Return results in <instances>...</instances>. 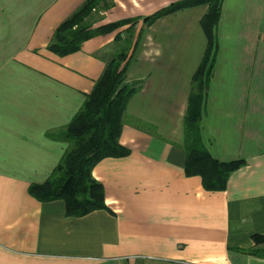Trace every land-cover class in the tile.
Masks as SVG:
<instances>
[{"label": "crops", "instance_id": "0c3cea01", "mask_svg": "<svg viewBox=\"0 0 264 264\" xmlns=\"http://www.w3.org/2000/svg\"><path fill=\"white\" fill-rule=\"evenodd\" d=\"M85 0H0V264H264V0H223L200 132L218 159L243 158L223 190L184 171V116L207 47L206 4L147 22L179 0H112L93 26L115 29L58 54L57 26ZM124 81L135 87L119 142L126 155L92 168L107 208L67 216L62 199L28 192L68 142L51 137L130 37ZM259 249L261 254L247 250Z\"/></svg>", "mask_w": 264, "mask_h": 264}, {"label": "trees", "instance_id": "16d2710c", "mask_svg": "<svg viewBox=\"0 0 264 264\" xmlns=\"http://www.w3.org/2000/svg\"><path fill=\"white\" fill-rule=\"evenodd\" d=\"M222 1L179 0L145 18L147 22H151L184 7L207 5L200 21L208 40L207 47L192 76V89L184 116V171L186 175H199L206 190L225 189L231 173L246 163L243 158L222 160L212 156L204 145L200 132L203 101L216 58V26ZM111 2L112 0H85L57 26L48 47L58 54H67L80 49L82 42L94 35L111 31L126 22H134L126 19L93 26L94 13L100 8H107ZM127 32L130 37H116L121 42V50L107 62L102 75L86 95L79 110L66 125L49 134L68 142L60 161L44 181L33 182L28 186V192L42 201L62 199L67 216H81L92 210L107 208L104 187L92 175V168L104 157H118L129 152L119 142L123 113L135 90V87L124 81L126 50L131 44L132 27ZM251 237L255 245L264 244V233H254ZM247 251L261 254L255 248Z\"/></svg>", "mask_w": 264, "mask_h": 264}]
</instances>
